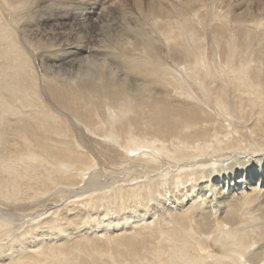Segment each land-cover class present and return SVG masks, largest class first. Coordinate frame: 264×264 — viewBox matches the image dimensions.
Listing matches in <instances>:
<instances>
[{
	"label": "bare ground",
	"instance_id": "1",
	"mask_svg": "<svg viewBox=\"0 0 264 264\" xmlns=\"http://www.w3.org/2000/svg\"><path fill=\"white\" fill-rule=\"evenodd\" d=\"M165 2L147 1L161 46L140 34L133 47L131 9L128 29L113 3L120 21L95 4L0 0V264H264V28L229 33L213 12L189 23L191 0ZM36 9L31 23L74 35L41 49L40 81L15 33ZM92 23L89 48L79 33ZM233 162L242 168L209 180Z\"/></svg>",
	"mask_w": 264,
	"mask_h": 264
},
{
	"label": "rangeland",
	"instance_id": "2",
	"mask_svg": "<svg viewBox=\"0 0 264 264\" xmlns=\"http://www.w3.org/2000/svg\"><path fill=\"white\" fill-rule=\"evenodd\" d=\"M63 2V3H68L67 5H69V7H71V6H78V5H89V4H91V5H98V7H101L102 8V10H103V12H105V14H106V12H107V14L106 15H110V17L109 18H111L113 15V18H116L117 19V17H116V14L118 15L119 13H116V12H114L113 13V11L111 12V8L109 9V6L107 7L106 5H109V4H111V3H113V6H114V9H116L115 7H117V9L119 8V11L118 12H120V14L119 15H121L122 13H123V15H124V11L126 12L127 11V13H130V14H132L133 12H135V13H133L135 16H134V18H135V21L132 19V23H130L131 21H130V19L128 20V18L130 17H128V15H126V13H125V17H127V20H126V18L123 16V17H121L120 18V16H119V19L121 20V21H125V22H123V24H125L124 26H125V28L127 27L128 29L129 28H133V26H131L132 24H133V21H134V23L135 24H137L138 26H136L135 25V28H133V30H135V29H139V27H140V33H139V30H138V33L139 34H133L132 35V39L127 35V36H125V37H122L119 41H121V40H123L124 41V38L129 42V41H132V42H129V43H133V41L134 42H136L135 41V39H137V44L136 43H134V45H130V46H137V45H139V43H140V34H142L143 36H146L145 38H150V35H152L151 36V42L154 44V45H156V43H157V47L159 46H161V36L159 37V36H157V35H159V34H157V32H160V31H158L159 30V28H157V26H154V29H153V25H152V21H155V20H153V19H151L150 17H148V14H147V8H148V3H147V1L148 0H137L138 1V4H137V2H136V0H56V2ZM144 1V2H143ZM156 1V0H155ZM166 2H165V4H167V5H169L170 7H172L173 9H178V8H180V7H182V4L180 3V0H165ZM199 0H191V4L190 5H187V6H183L182 7V9H183V11L186 13V15H187V17L190 15V17H192V19L191 18H189L188 19V22L189 23H194V24H196V21H198V22H201V23H204V22H206V21H208V15L210 14V13H212V16H215V15H219V17H222V16H224V17H226V20H227V22H230L229 23V25L227 24V27L229 28V30H230V32L229 33H234L233 32V30H232V27H233V25H236V23H237V25H238V22H239V24H240V22L241 23H243L244 24V26L245 27H247L248 29H249V32H250V34L251 33H253V34H251V37H252V35L254 36L256 33H257V36H255V38L257 39L258 38V36H260L259 34H260V32H259V29H261V28H264L263 26H260V25H262V24H264V0H201V2L199 1ZM175 2H176V4H175ZM81 3V4H80ZM134 3H136V4H134ZM60 4V3H59ZM104 4V5H103ZM141 4V7L139 6ZM61 5V4H60ZM117 5V6H116ZM134 5H137V7H134ZM154 5L156 6V5H158V4H155V2H154ZM106 6V7H105ZM147 6V7H146ZM174 6H176V7H174ZM104 8V9H103ZM188 8V9H187ZM242 8V9H241ZM2 8H1V6H0V13H2V10H1ZM107 9H108V11H107ZM130 9L133 11H130ZM136 9V10H135ZM140 9H141V11H140ZM120 10H122V11H120ZM135 10V11H134ZM137 10H138V12H137ZM110 11V12H109ZM128 11H130V12H128ZM207 11V12H206ZM144 12H146V14L144 13ZM108 13H110V14H108ZM113 13V14H112ZM137 13V14H136ZM138 13H140V14H138ZM41 14V12L39 13L38 12V10L36 9L35 11H34V13H28V14H23L22 15V17H21V19L18 21V23L20 24V26L23 24V25H25L24 27H23V32L22 33H17V32H15L16 33V38H17V40H18V42H20L21 40H20V38H21V36H23V34H25L23 37H24V39L26 40L25 42L26 43H28L30 46H28L29 47V49H30V47L33 49V47H34V50H36V52H32V51H34V50H32L31 49V52H30V50L27 52L23 47L21 48V42L20 43H18L17 42V44H20V46H19V48H21L20 50H21V52L22 53H24V59L26 60L27 59V61H26V64L27 65H29V61H31V60H28V58H30V59H34L33 61H31L30 62V67H31V69H32V67H33V70L32 71H35L34 73H35V75H37L36 76V78H39L38 80L40 81V79L42 80V66H41V63H40V60H39V58H38V56H40V54L41 53H43V52H45V51H50V52H54V49L55 50H59V48H64L65 46H67V45H69V44H71V43H73L74 42V35L72 34V32L70 33L69 31H67L66 29H68V27H66V26H63V25H58L57 27H55V26H53V25H50V23L49 22H46L47 24H45V23H43L42 21H44V20H42V21H40V23L38 22V21H35V22H30V20L32 19V18H37V16H39ZM142 14H143V16H142ZM208 14V15H207ZM214 14V15H213ZM30 15V16H29ZM136 15L137 16H139V17H137V18H140V17H142V21H143V23H141L142 21L140 20V19H138L139 20V22H137L136 23V21H138L137 19H136ZM229 15V16H228ZM0 17H1V19H0V29H2L1 27H2V25L3 24H5V25H8V26H10V23H9V20L8 19H5L4 18V15H1L0 14ZM150 18V19H148V18ZM2 18L4 19V21H5V23H2L3 22V20H2ZM122 18H125V19H122ZM132 18V17H131ZM146 18H147V20H146ZM152 18H156V17H154V16H152ZM25 19V20H24ZM30 19V20H29ZM112 19V18H111ZM119 19H117L118 21H120ZM146 21H145V20ZM170 19H172L171 20V29H172V31H176V24H175V18L174 17H172V18H170ZM191 19V20H190ZM229 19V20H228ZM156 20H157V18H156ZM235 20V21H234ZM7 21V22H6ZM145 21V22H144ZM126 22H128V23H130V24H128V23H126ZM148 22V23H147ZM235 22V24H233ZM27 23V24H26ZM122 23V22H121ZM146 23V24H145ZM150 23H151V25H150ZM172 23H173V25H172ZM34 24V25H33ZM141 24V25H140ZM231 24H233V25H231ZM242 24V25H243ZM249 24V25H248ZM260 24V25H259ZM96 25V26H95ZM134 25V24H133ZM145 26V27H144ZM232 26V27H231ZM249 26V27H248ZM259 27H261V28H259ZM131 28V29H132ZM173 28H175V29H173ZM98 29V23H92V24H90L89 25V29H87V30H85V31H83V32H81V33H79V36H80V39H83V40H85L86 41V43H87V46L89 47V48H93V47H95V45L97 44L98 45V38H97V32L96 31H98L97 30ZM90 30V31H89ZM196 30V31H195ZM195 32H197V34H198V36H199V41L197 42V45H199L200 47H203V49H204V51L205 50H209L210 48L209 47H211L212 45V43H211V41H212V39H210V34H208V33H206V34H204V36H203V33H202V30H201V27H200V25L199 26H197L196 28H195ZM198 30V31H197ZM46 31V32H45ZM49 31V32H48ZM86 31H87V33H86ZM194 31H191V32H193V35L194 36H196L195 38H197L198 36L196 35V33L194 32ZM251 31H253V32H251ZM257 31V32H256ZM0 32H4V30L2 31V30H0ZM85 32V33H84ZM154 32V34H152ZM5 33H7V32H4L3 34H5ZM95 33V34H94ZM110 33H111V31H110ZM255 33V34H254ZM264 33V32H263ZM112 35H113V32L111 33ZM156 34V35H155ZM18 35V36H17ZM48 35V36H47ZM89 35V36H88ZM136 35V36H135ZM147 35H148V37H147ZM29 36V37H28ZM35 36V37H34ZM44 36V37H43ZM72 36V37H71ZM39 37V38H38ZM88 37V38H87ZM128 37V38H127ZM138 37V38H137ZM200 37H203V39H201ZM15 38V39H16ZM48 38V39H47ZM50 38V39H49ZM130 38V39H129ZM70 39V40H69ZM139 39V40H138ZM16 40V41H17ZM32 40V41H31ZM153 40L155 41V43L153 42ZM53 41V42H52ZM139 41V42H138ZM160 43H159V42ZM255 41H257V40H255ZM49 42V43H48ZM169 42V41H168ZM0 43L2 44V41H0ZM35 43V44H34ZM51 43V44H50ZM90 43H92V44H94V45H91ZM96 43V44H95ZM122 43V42H121ZM28 44H26V45H28ZM129 45V44H128ZM211 45V46H210ZM58 46V47H57ZM130 46H128V47H130ZM135 46V47H136ZM18 48V47H17ZM18 48V49H19ZM37 48V49H36ZM38 48H40V49H38ZM49 48H51V49H49ZM54 48V49H53ZM209 48V49H208ZM23 49V50H22ZM43 51H42V50ZM48 49V50H47ZM20 50H18L17 51V53L20 51ZM38 51V52H37ZM42 51V52H41ZM41 52V53H40ZM206 52V51H205ZM207 54H208V52H206ZM28 54V55H27ZM32 54H34V55H32ZM37 54V55H36ZM2 55V54H1ZM27 57H26V56ZM3 57L4 56H6V58H8V57H10V55L9 54H7V55H2ZM18 58H15V61L16 62H21V59H22V57L20 56V54H18V55H16ZM83 56H87V58L89 59H95L96 61L95 62H97L98 63V60H97V58H98V56H93V55H88V54H83ZM26 57V58H25ZM17 59V60H16ZM37 59V60H36ZM11 61H13V64L14 65H17V64H15L16 62H14V60H11ZM28 62V63H27ZM171 63L170 64H173V61H170ZM32 63V64H31ZM10 64V63H9ZM223 67L225 68V67H227V65L226 64H223ZM8 68V67H7ZM40 68V69H39ZM8 71H10L11 72V70H10V68H8ZM37 72V73H36ZM24 95V94H23ZM23 95H22V97H23ZM26 96V97H25ZM24 99L25 100H27V101H25L26 103H28L29 101H30V96H28V95H24ZM27 107H29V105H27ZM30 108H32L31 106H30ZM27 109H29V108H26V110ZM228 137H230V136H228ZM231 139V138H230ZM243 161H245V164H244V166L245 167H250V168H254V164L253 163H251V165L249 166L248 165V162H249V160L247 161V158L246 159H242ZM92 164H93V162H92ZM103 165H104V162H103ZM111 165L110 164H108L107 165V163H106V165L103 167L104 168V170H106L107 169V172H110V173H112V171H110V170H112V169H114V167L113 168H109ZM234 166V170L235 171H239L241 168H242V164H240V162H237V163H234L233 162V164H232V166L231 165H227V166H225L224 167V170L222 169V170H220V171H217L216 170V168L214 167V168H212V172H211V174H214V175H210L209 176V180H212V179H214L215 177H217V176H219V175H221V174H227L228 172H231V170H232V167ZM98 169L99 168H102L101 166H100V163L98 164ZM112 167V166H111ZM209 169V168H208ZM211 169V168H210ZM225 169H226V172H225ZM233 170V171H234ZM214 171H216V172H214ZM225 173H224V172ZM234 171V172H235ZM259 175H260V173H259ZM28 178H29V176H27ZM28 178H26L27 180H28ZM212 178V179H211ZM257 178H259L258 176H257ZM256 178V179H257ZM38 181V180H37ZM38 182H40V181H38ZM261 182V180L258 182V183H260ZM230 189H231V187H227L226 186V188H225V186L222 188V192H225V193H229V191H230ZM109 190V189H108ZM107 190V191H108ZM0 191H2L3 192V190H1L0 189ZM216 191V189L213 191V192H211V193H216L215 192ZM263 191H264V189H263ZM45 193L44 192V190H39L37 193ZM221 192V193H222ZM30 193V192H29ZM29 193H25L26 195H29ZM36 193V192H35ZM218 193V192H217ZM9 196L10 195V193H6L5 194V192H3L2 194H1V192H0V197H7V196ZM8 200H6V201H12V199L11 198H7ZM6 263V262H5ZM4 264V263H3Z\"/></svg>",
	"mask_w": 264,
	"mask_h": 264
}]
</instances>
